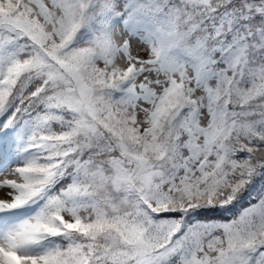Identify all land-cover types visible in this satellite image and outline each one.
Instances as JSON below:
<instances>
[{
	"label": "snow or ice",
	"instance_id": "obj_1",
	"mask_svg": "<svg viewBox=\"0 0 264 264\" xmlns=\"http://www.w3.org/2000/svg\"><path fill=\"white\" fill-rule=\"evenodd\" d=\"M0 264H264V0H0Z\"/></svg>",
	"mask_w": 264,
	"mask_h": 264
}]
</instances>
